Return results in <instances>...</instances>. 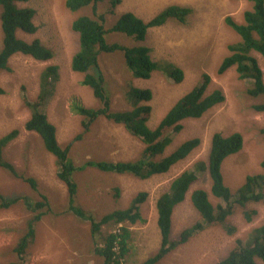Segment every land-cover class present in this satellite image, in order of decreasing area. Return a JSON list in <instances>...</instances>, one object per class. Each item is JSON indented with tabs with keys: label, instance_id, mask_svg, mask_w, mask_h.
<instances>
[{
	"label": "rangeland",
	"instance_id": "374dc122",
	"mask_svg": "<svg viewBox=\"0 0 264 264\" xmlns=\"http://www.w3.org/2000/svg\"><path fill=\"white\" fill-rule=\"evenodd\" d=\"M65 2L66 0H27L18 4L34 10L33 21L37 31L32 35L18 31L17 36L28 42L38 38L52 51V58L40 62L29 56L16 54L9 59L10 71L0 73V86L5 91L0 95V137L12 129L19 130L18 136L3 148V158L13 164L19 174L33 176L37 180V189L33 190L20 178L0 167V194L5 198L21 199L7 209H0L1 264L18 260L16 257L19 256L13 248L28 229V220L37 213L25 203L39 199L40 194L46 196L49 210L43 209L45 214L33 223L36 237L29 250L26 249L28 255L24 254V257L27 255V264H102L101 258L93 251L88 221L79 220L67 209V192L64 184L57 178L58 167L54 156L44 149L37 134L24 129V123L30 115L24 100L35 99L39 90L40 73L47 66L57 67L58 78L53 95L43 111L56 127L58 142L61 145L72 143L69 161L73 165L80 167L87 160H135L143 148L141 141L130 135L122 125L102 117L88 129L83 127V118L75 111L74 106L98 108L101 102L93 96L89 87L82 84L83 74L70 68L71 57L79 49L78 35L71 29V23L79 15H91V9L72 12L67 9ZM108 4L109 0H100L97 4L98 11L104 12ZM169 5L189 6L192 8L191 15L183 24L169 19L161 26L150 27L141 42L115 32H108L105 39L107 43L126 47L145 46L152 62H165L179 67L184 78L180 83H175L158 71H154L149 79L133 78L125 65L122 52H99L98 63L105 74L103 88L110 109L119 111L129 107L125 95L129 87L148 88L152 97L146 102L151 107L147 125L154 128L170 107L195 85L202 73L210 76L207 92L219 89L225 99L201 117L182 121V130L174 134L172 143L164 154L170 153L186 139L198 137L200 144L165 173L139 179L128 174L102 172L92 167L74 172L73 180L77 186L75 205L92 212L97 218L112 209L126 207L136 193L147 192L148 197L141 206L144 222L129 226L132 235L124 264H140L158 251L160 235L156 224L155 202L182 171L193 169L195 164H202L200 169L195 170L197 180L173 211V235L200 220L190 201L192 191L203 189L213 205L220 202L209 193L210 178L206 169L210 140L214 132L227 136L240 132L243 136L242 150L227 157L222 164L224 183L232 192L240 186L246 175L264 173V169L260 167V162L264 159V139L260 131L264 127V114L255 112L251 107L255 100L245 93L249 80L239 79L234 68L223 74L217 73L223 57L230 53L228 45L239 39L227 26L225 18L242 21L244 11L251 8V2L120 0L115 13L106 15L104 27L109 30L124 12H132L141 20L149 21ZM252 55L262 70L264 81V57L257 52H252ZM77 135L80 136L75 139ZM115 188L120 189L118 200L114 195ZM247 207L256 210L251 221L247 222L240 210L228 218L229 224L236 227L233 235H228L221 227L204 228L186 243L167 253L156 264H215L227 255L236 239L245 240L252 228L264 223L263 203H251Z\"/></svg>",
	"mask_w": 264,
	"mask_h": 264
},
{
	"label": "trees",
	"instance_id": "16d2710c",
	"mask_svg": "<svg viewBox=\"0 0 264 264\" xmlns=\"http://www.w3.org/2000/svg\"><path fill=\"white\" fill-rule=\"evenodd\" d=\"M26 1L0 0V73L10 71L9 59L16 54L29 56L40 62H46L52 58V51L38 38L28 42L17 36L18 31L29 35L37 31V26L33 21L34 10L18 5ZM99 1L66 0L65 2L67 9L72 12L84 8L91 9V15H79L71 23V29L78 35L79 49L71 57L70 68L76 73L83 74L82 84L89 87L93 96L101 102L98 108L75 105L74 109L83 120L85 119L82 120L85 129H88L100 117L122 125L130 135L138 138L143 144L139 157L125 161L87 160L80 167H76L69 161L72 143L61 145L58 142L56 127L53 123L51 124L43 111L53 95L54 84L58 78L57 67L54 65L47 66L40 73L39 90L35 99L33 101L24 100L30 110V115L24 123V129L37 134L44 149L54 156L58 167L57 178L64 184L67 192V209L79 220L88 221L94 254L101 258L102 264H124L129 251L127 245L131 238L129 226L144 222L141 206L148 197L147 192L136 193L126 207L112 209L97 218L92 212L84 211L75 205L77 186L73 180L74 172L92 167L102 172L128 174L139 179L165 173L174 164L184 160L200 144L198 137L186 139L170 153L164 154L166 148L171 145L174 134L182 130V121L201 117L206 111L222 103L225 97L219 89L207 92L210 76L202 73L195 85L170 107L154 128L147 125L151 107L146 102H149L152 97V92L148 88L129 87L125 92L129 109L111 110L104 93L105 74L98 63L99 52H122L125 65L133 78L147 79L154 71H158L173 79L175 83H180L184 74L181 68L169 63L152 62L148 48L145 46L126 47L117 43H107L105 35L108 32L122 33L141 42L150 27L161 26L169 19L179 24L185 23L186 18L191 15L192 8L169 5L149 21L141 20L132 12H124L107 30L104 27L105 17L114 14L120 0H109V4L102 13L97 8ZM249 1L251 8L244 11L242 21L237 22L231 17L225 18V23L239 36V39L236 43L228 45L230 53L223 57L217 73L223 74L228 69L234 68L239 79L249 80L245 93L255 100L251 107L255 112L264 114L263 74L257 60L252 55V52H257L264 57V0ZM4 92L0 86V95ZM260 131L264 139V127ZM18 134V129H12L0 137V167L36 190V178L19 174L15 166L6 161L2 155L3 148ZM79 136L77 135L75 139ZM242 147L243 136L240 132H233L228 136L220 132L212 134L206 169L210 178L209 193L220 202L213 205L203 189L192 191L190 201L199 214L200 220L176 235L172 234L173 211L184 200L190 186L197 180L195 170L200 169L202 164H195L193 169L182 171L171 181L168 189L155 202L156 224L160 235L159 249L140 264H156L167 253L186 243L195 233L204 228L221 227L228 235H233L236 227L229 224L228 218L239 210L247 222L252 220L256 210L247 206L251 203L264 204V173L246 175L235 192H232L224 183L222 174V162L227 157L238 153ZM260 167L264 169V159L261 160ZM114 195L118 200L119 188H115ZM39 197L34 201L27 199L28 203H25L28 208L37 213L28 220V229L19 237L13 248L19 256L16 257L18 260H10L4 264H27L26 249L29 250L36 237L33 223L40 220L41 216L49 210L46 196L40 194ZM20 201L18 197L10 199L0 194V209H7ZM43 209L46 211H42ZM24 254L27 255L24 257ZM260 262L264 263V223L252 228L245 240L236 239L227 255L215 264H260Z\"/></svg>",
	"mask_w": 264,
	"mask_h": 264
},
{
	"label": "bare ground",
	"instance_id": "6f19581e",
	"mask_svg": "<svg viewBox=\"0 0 264 264\" xmlns=\"http://www.w3.org/2000/svg\"><path fill=\"white\" fill-rule=\"evenodd\" d=\"M33 1V0H32ZM115 13V12H114ZM60 58V57H59ZM261 69V68H260ZM191 75V74H190ZM263 77V76H262ZM184 78V77H183ZM149 79V78H148ZM177 79V78H176ZM172 81V80H171ZM179 82V81H178ZM264 82V81H263ZM186 90V89H185ZM130 91V90H129ZM132 92V91H131ZM78 106V105H77ZM129 109V108H128ZM85 120V119H84ZM83 120V121H84ZM52 124V123H51ZM57 135V134H56ZM143 146V145H142ZM242 150V149H241ZM15 154H17L16 152H15ZM23 162V161H22ZM223 163V162H222ZM57 167V166H56ZM223 167V166H222ZM57 170V169H56ZM223 171V170H222ZM68 200V199H67ZM61 202V201H60ZM180 204V203H179ZM70 210V209H69ZM71 212V211H70ZM73 214V213H72ZM32 224V223H31ZM87 225V224H86ZM133 225V224H132ZM158 227V226H157ZM124 228H126V227H124ZM135 229V228H134ZM141 229V228H140ZM100 231V230H99ZM143 231V230H142ZM93 232V231H92ZM117 232V231H116ZM133 234H134V232H133ZM114 235V234H113ZM124 235V234H123ZM132 235V234H131ZM93 237H94V235H93ZM122 237V236H121ZM120 237V238H121ZM30 238V237H29ZM127 240V239H126ZM104 242V241H103ZM102 242V243H103ZM127 243H128V241H127ZM121 246V245H120ZM128 246V245H127ZM96 247V246H95ZM61 253V252H60ZM63 253V252H62ZM27 254H28V252H27ZM57 254V253H56ZM97 254V253H96ZM62 254H60V256H61ZM59 257V256H58ZM118 257V256H117ZM47 258V257H46ZM45 258V259H46ZM64 258H65V256H64ZM58 260V259H57ZM45 261V260H44ZM30 264V263H29Z\"/></svg>",
	"mask_w": 264,
	"mask_h": 264
},
{
	"label": "crops",
	"instance_id": "0c3cea01",
	"mask_svg": "<svg viewBox=\"0 0 264 264\" xmlns=\"http://www.w3.org/2000/svg\"><path fill=\"white\" fill-rule=\"evenodd\" d=\"M159 232V231H158Z\"/></svg>",
	"mask_w": 264,
	"mask_h": 264
}]
</instances>
